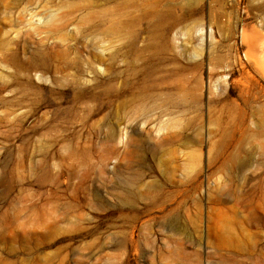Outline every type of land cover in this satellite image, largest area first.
<instances>
[{
  "label": "rangeland",
  "instance_id": "obj_1",
  "mask_svg": "<svg viewBox=\"0 0 264 264\" xmlns=\"http://www.w3.org/2000/svg\"><path fill=\"white\" fill-rule=\"evenodd\" d=\"M263 17L0 0V264H264Z\"/></svg>",
  "mask_w": 264,
  "mask_h": 264
},
{
  "label": "bare ground",
  "instance_id": "obj_2",
  "mask_svg": "<svg viewBox=\"0 0 264 264\" xmlns=\"http://www.w3.org/2000/svg\"><path fill=\"white\" fill-rule=\"evenodd\" d=\"M259 23L261 24L260 26H264V17L259 21ZM254 35V34H253ZM242 37L243 39H245V42L249 43V50L248 52L245 54L246 58L250 61H254L253 63L256 65L257 68L260 69L261 74L264 77V60L262 56H255L256 55V49H259L262 53V55L264 54V39H260L261 37L259 36H249L243 33L242 31ZM248 45V44H246ZM258 55V54H257ZM250 57H253V60L250 59Z\"/></svg>",
  "mask_w": 264,
  "mask_h": 264
}]
</instances>
